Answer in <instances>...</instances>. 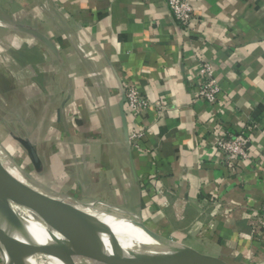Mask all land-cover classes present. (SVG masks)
Masks as SVG:
<instances>
[{
    "label": "crops",
    "instance_id": "1",
    "mask_svg": "<svg viewBox=\"0 0 264 264\" xmlns=\"http://www.w3.org/2000/svg\"><path fill=\"white\" fill-rule=\"evenodd\" d=\"M191 2L185 27L167 0H0V118L41 191L113 207L229 264H264V216L252 235L264 207V0ZM204 63L215 103L199 97ZM128 84L151 101L131 118ZM249 126L250 158L230 165L219 129Z\"/></svg>",
    "mask_w": 264,
    "mask_h": 264
},
{
    "label": "water",
    "instance_id": "2",
    "mask_svg": "<svg viewBox=\"0 0 264 264\" xmlns=\"http://www.w3.org/2000/svg\"><path fill=\"white\" fill-rule=\"evenodd\" d=\"M125 100V98H124ZM29 151L38 162L33 148ZM20 198V207L30 211L48 229L49 240L39 243L31 234L27 220L10 206ZM159 244L156 252L124 250L120 243L109 242L102 232L112 231L107 225L84 227L75 221L67 208L55 197L25 183L0 162V257L2 264H15L20 252L35 250L59 258L65 264H77L86 258L102 264H229L223 259L168 238L150 229L140 218H129Z\"/></svg>",
    "mask_w": 264,
    "mask_h": 264
},
{
    "label": "built area",
    "instance_id": "3",
    "mask_svg": "<svg viewBox=\"0 0 264 264\" xmlns=\"http://www.w3.org/2000/svg\"><path fill=\"white\" fill-rule=\"evenodd\" d=\"M168 5L177 19L185 26L189 27L195 16V9L191 0H167ZM201 77L199 97L208 102L215 103L220 95L221 87L214 78L213 67L210 63H204L199 70ZM123 97L126 103V118L147 109L151 106V101L144 96L138 87L128 84L123 88ZM246 133H234L229 128L221 127L218 132L216 146L219 151H222L226 160L230 165L235 162H245L250 158L249 144L251 142L254 126H249ZM144 136L143 131L132 132L129 141L136 146V141ZM21 178V177H20ZM23 179V178H22ZM24 180V179H23ZM25 181V180H24ZM27 183V182H26ZM82 206H93L95 203H84ZM264 216V207L260 212L254 213L252 218V235L259 236L258 230L261 227V219ZM87 262L91 263L89 259ZM77 262V261H76Z\"/></svg>",
    "mask_w": 264,
    "mask_h": 264
},
{
    "label": "bare ground",
    "instance_id": "4",
    "mask_svg": "<svg viewBox=\"0 0 264 264\" xmlns=\"http://www.w3.org/2000/svg\"><path fill=\"white\" fill-rule=\"evenodd\" d=\"M1 155V154H0ZM6 167V165H5ZM6 169H8L6 167ZM10 172V170L8 169ZM11 173V172H10ZM25 182V181H23ZM26 183V182H25ZM59 201L67 208L71 217L84 227H94L107 225L112 231L102 232L107 244L111 239L120 243L124 250L156 252L159 250V244L151 239L140 227L136 226L129 218L116 217L105 213L104 211L85 210L74 206L67 198H58ZM20 198L10 200V206L20 212ZM75 203V202H74ZM82 204V203H81ZM82 206V205H81ZM31 234L39 243H46L49 240V229L39 220L30 217L27 220ZM144 246H147L143 248ZM110 247V246H108ZM15 264H65L57 257L40 254L35 250L28 253L20 252Z\"/></svg>",
    "mask_w": 264,
    "mask_h": 264
},
{
    "label": "rangeland",
    "instance_id": "5",
    "mask_svg": "<svg viewBox=\"0 0 264 264\" xmlns=\"http://www.w3.org/2000/svg\"><path fill=\"white\" fill-rule=\"evenodd\" d=\"M16 135L13 132H9L7 128L5 127V122L0 118V162L10 170L11 174L14 175L16 178H18L21 181H24L33 184V165L31 157L27 150H24L19 143H16L17 141ZM21 177V178H20ZM24 180H23V179ZM71 201V200H70ZM95 205L93 206H81L71 201V204L74 206L80 207L85 210H99L104 211L107 214L116 216V217H122V218H132L135 217L131 215H126L125 213H122L118 211V209H114L113 207H107L102 206L100 203L94 202ZM21 215H23L26 219H29L30 217L37 219L30 211H28L25 208H21L20 212ZM129 220V219H128ZM131 221V220H130ZM133 222V221H132ZM169 238V237H168ZM110 246L109 244H107ZM147 246H144L145 248ZM77 264H100L99 262L91 261V263L87 262L85 258H77L76 259ZM0 264H2V261L0 259Z\"/></svg>",
    "mask_w": 264,
    "mask_h": 264
}]
</instances>
